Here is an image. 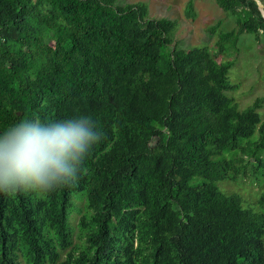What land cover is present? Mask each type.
I'll list each match as a JSON object with an SVG mask.
<instances>
[{
    "label": "trees",
    "instance_id": "16d2710c",
    "mask_svg": "<svg viewBox=\"0 0 264 264\" xmlns=\"http://www.w3.org/2000/svg\"><path fill=\"white\" fill-rule=\"evenodd\" d=\"M215 3L235 23L218 54L264 37L254 0ZM176 29L143 2L0 0V129L89 114L105 134L74 182L0 193V264H264V209L217 186L264 160V96L240 111L233 61L173 46Z\"/></svg>",
    "mask_w": 264,
    "mask_h": 264
},
{
    "label": "rangeland",
    "instance_id": "374dc122",
    "mask_svg": "<svg viewBox=\"0 0 264 264\" xmlns=\"http://www.w3.org/2000/svg\"><path fill=\"white\" fill-rule=\"evenodd\" d=\"M136 2L147 5L148 15L151 18L164 17L176 20L177 29L174 33L173 46L183 49L205 46L218 63L233 61L227 77L228 82L236 85V88L226 93L240 111L249 107L257 97L264 96V37L260 36L256 39L252 34L243 33L238 36L235 49L218 54L216 48L218 33L232 30L235 28V23L234 16L221 10L215 0H120V3ZM188 2H192L195 13L193 18L185 15ZM211 27H215L213 34L208 32ZM257 112L263 121L264 102ZM254 139L255 137H252L250 140ZM246 141L240 140L241 143ZM250 146L252 149H247L253 150L252 145ZM237 167L239 168V165ZM229 175L232 177L233 171ZM217 186L226 195H238L244 209L253 212L263 211L264 208H261L258 199L264 195V160L257 165L248 162V165H244L236 173L234 180H223L218 182ZM75 206L80 212L74 210V205L68 208L69 223L74 229L83 213L81 202H76Z\"/></svg>",
    "mask_w": 264,
    "mask_h": 264
},
{
    "label": "clouds",
    "instance_id": "9594fccd",
    "mask_svg": "<svg viewBox=\"0 0 264 264\" xmlns=\"http://www.w3.org/2000/svg\"><path fill=\"white\" fill-rule=\"evenodd\" d=\"M104 135L89 114L59 120L34 116L0 129V193L42 197L74 182Z\"/></svg>",
    "mask_w": 264,
    "mask_h": 264
},
{
    "label": "water",
    "instance_id": "95a60500",
    "mask_svg": "<svg viewBox=\"0 0 264 264\" xmlns=\"http://www.w3.org/2000/svg\"><path fill=\"white\" fill-rule=\"evenodd\" d=\"M254 1L256 2L258 9L260 10L262 15L264 16V5L259 0H254Z\"/></svg>",
    "mask_w": 264,
    "mask_h": 264
}]
</instances>
